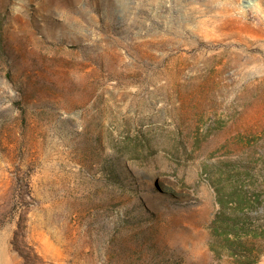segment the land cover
Returning <instances> with one entry per match:
<instances>
[{
  "label": "rangeland",
  "instance_id": "374dc122",
  "mask_svg": "<svg viewBox=\"0 0 264 264\" xmlns=\"http://www.w3.org/2000/svg\"><path fill=\"white\" fill-rule=\"evenodd\" d=\"M246 3L0 0V264H264Z\"/></svg>",
  "mask_w": 264,
  "mask_h": 264
},
{
  "label": "bare ground",
  "instance_id": "6f19581e",
  "mask_svg": "<svg viewBox=\"0 0 264 264\" xmlns=\"http://www.w3.org/2000/svg\"><path fill=\"white\" fill-rule=\"evenodd\" d=\"M246 4H247V6H257L258 0H247Z\"/></svg>",
  "mask_w": 264,
  "mask_h": 264
}]
</instances>
